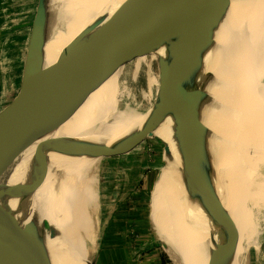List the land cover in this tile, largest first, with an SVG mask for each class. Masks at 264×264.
I'll use <instances>...</instances> for the list:
<instances>
[{
  "label": "bare ground",
  "instance_id": "1",
  "mask_svg": "<svg viewBox=\"0 0 264 264\" xmlns=\"http://www.w3.org/2000/svg\"><path fill=\"white\" fill-rule=\"evenodd\" d=\"M125 1L58 0L59 20L53 0H47V18L52 20V31L44 46V64L50 66L57 62L68 46L94 25L110 18ZM51 44L53 47L49 48ZM141 63L140 60L135 61L134 73L139 71ZM217 74L224 75L222 85L218 87L215 86ZM120 78L117 75L99 89L102 97H112L111 103L115 105L112 109L98 111L100 107L90 96L65 123L62 134L54 139L59 128L47 135L49 144L43 151L44 158H52L65 166V184L59 200L54 236L40 233L41 222L24 191H15L3 200L4 207L16 215L19 232L32 223L38 228L44 254L50 264L92 263L96 226L94 221L89 226V221L97 193L100 140L112 136L113 123L119 119L136 124L131 128L138 132L152 119L148 114L118 105L125 91L124 86L116 81ZM148 78L152 86L158 87L157 77L149 75ZM263 78L264 0H230L226 15L214 28L212 45L202 50V65L185 80L186 89L200 91L196 107L204 131L198 135L192 133L202 148L198 168L206 172L208 181L240 232L236 252L223 264H243V251L248 247V238L254 234L253 211L248 208L247 200L256 206L259 197L264 196V179L257 181L259 174L255 173L258 163L264 165ZM177 127L176 118L160 120L153 133L154 136L157 133L170 148L169 167L164 165L155 196L154 213L161 228L160 240L175 264H210L213 246H217L221 238L222 243L225 242L227 232L214 220L202 199L197 194H192V197L188 193L184 184V155L175 135ZM66 152L68 161L59 156ZM40 171L38 156L28 169L18 173L12 164L5 185L23 186L46 172L33 176ZM249 190L253 193L246 198ZM175 202L180 204L181 212L169 215ZM168 226L177 234V247ZM90 237L94 245L88 253Z\"/></svg>",
  "mask_w": 264,
  "mask_h": 264
},
{
  "label": "water",
  "instance_id": "2",
  "mask_svg": "<svg viewBox=\"0 0 264 264\" xmlns=\"http://www.w3.org/2000/svg\"><path fill=\"white\" fill-rule=\"evenodd\" d=\"M46 5L47 0L38 1L20 82L0 94V264H50L35 224L19 232L16 215L3 205L4 198L15 191L28 192L24 186L5 185L15 160L28 147L59 129L93 93L138 58L149 56L159 45L172 39L178 40L172 43L171 62L157 61L160 84L151 121L130 139L125 149L114 154L130 153L141 142L154 138L160 118L173 111L178 122L175 135L184 155V184L188 193L197 194L227 232V240L217 246L210 264L228 262L236 252L240 232L206 172L198 168L202 148L192 133L198 135L204 131L196 107L200 91L186 89L184 82L202 65V50L212 45L214 28L226 15L230 0H126L110 18L84 32L50 66L43 61L48 22ZM159 140L167 157L170 148ZM48 144L41 142L37 148L43 166L46 159L42 146ZM50 229L54 236V230ZM40 233L46 232L40 227Z\"/></svg>",
  "mask_w": 264,
  "mask_h": 264
},
{
  "label": "rangeland",
  "instance_id": "3",
  "mask_svg": "<svg viewBox=\"0 0 264 264\" xmlns=\"http://www.w3.org/2000/svg\"><path fill=\"white\" fill-rule=\"evenodd\" d=\"M53 5L56 11L60 9L58 0H53ZM58 18L59 20H61L60 13ZM2 21H4V18L0 15V80L2 81L4 79L5 81L6 79L7 83L8 80V82H12L10 81V78L14 76L10 72L8 66L15 58L18 57V54L21 64L25 63L27 26L24 24L25 20L23 15L15 14L12 15V17L6 19V21L8 22L2 23ZM51 21L52 20L49 17L46 26V38L51 35ZM177 40L178 39L168 40L159 45V47L152 51L149 56L144 55L145 57L142 56L138 58L137 60H140V62L142 63L139 71H137L136 73H134L135 63H132L123 71V73L118 74L121 76V78L120 80L116 81L119 85L124 86L125 89L124 95H122V97L120 98L121 102L120 104H118L119 106H122L124 108H131L133 110H136L137 113H145L146 115L148 114L150 116H153L155 104L157 101V91L160 84L159 66L157 61L160 59H165L171 62L172 43L176 42ZM51 47H53L52 44L49 46V48ZM149 75L158 78V87L154 85L152 86L151 80H149L148 78ZM223 76L224 75L222 74L216 75V87L222 85L221 82ZM233 76L234 74L231 75V77ZM21 78L17 79L14 85H17L20 82ZM185 83L186 81L184 82V85ZM10 89L11 88H7L3 92H7ZM91 98L94 102H96L97 106L100 107L97 108V110L100 112H106L107 110H110L113 108V106H115L114 104H112V97H102L99 90L93 93L91 95ZM175 118V113L173 111H168L160 118V120H173ZM132 125L135 126L136 124L124 121V119L117 120L115 123H113L112 136L120 134L128 128H131ZM64 127L65 123L60 127L59 131L54 136V139L59 134H62ZM158 138L159 136L156 133V136H154V138L146 139L136 150L132 151L128 155L111 160H101L96 186L97 192L99 189L100 195L99 210L98 216L94 221L95 223H98V227L96 243L94 245L95 248L91 259L92 262H95L96 264H102L101 255L102 249H104L103 238L108 226L107 213L110 209H108L109 195H111V193L113 192L114 194L116 192L113 200H119L122 195H124V197H127L128 200H131L132 198H141L145 200V205L143 206L142 212L138 210H136V212H141L143 217L147 216L145 219L150 216V221L145 220L143 224L147 226L145 234L147 233V236H154L151 229V199L153 193L155 192L157 183L159 182V174L161 169L164 168V159L166 158L164 144H162L159 140L160 138ZM46 141L47 136L34 143L33 146L28 147L15 160L13 165L17 173L24 168L28 169L30 167V165L34 161V158L38 156L37 148L39 144ZM45 147L46 145L42 146V152L45 151ZM59 156L62 159L68 161L67 152ZM228 163L229 162H227V164ZM257 165H259V167L257 166V172L255 169V173L259 174V176L256 178V180L263 181L264 165H262V163H258ZM64 170V165L61 166V164L54 161L52 158H48L46 159L45 166L41 164L40 173L33 175L34 177L39 176L44 171H46L44 172L42 177L34 179L33 181H30V183H26L23 185L24 187L28 188V192H25V194L28 199L29 205L36 212L41 222L40 227L47 233V235L51 234L50 227L54 230L58 218L59 200L61 197L62 188H64L65 184ZM34 184H36L35 187H33ZM31 187H33V189H30ZM115 187L116 189H114ZM252 193L253 192H251V190L247 191L245 197H251ZM261 200L264 201V196L259 197V201H257L256 206L253 205L250 200H247L248 208L253 211L254 234L248 238V243H246L248 247L243 251L241 260L243 261V264H264V203ZM131 207L133 206L130 205L129 208ZM128 214L132 216V214H130L129 212ZM133 214L135 213L133 212ZM152 226H154L153 223ZM130 229H132V231ZM140 229L141 227L136 228L133 226L129 228V230L131 231L129 234L127 233L128 237L130 236V238L127 239L129 243H127V245L123 247V253L125 255V257L123 258L124 264H127L132 260H140L144 255L138 248L137 250L139 251L136 253V247H141L142 242H144L145 240L143 234L135 232V230ZM118 237L120 238V235H118ZM219 241L216 243L217 246L222 243V238L219 239ZM124 243V241H121V246L122 244L124 246ZM217 246H213L214 248H212L210 252V260L213 256L214 251L217 249ZM160 252L163 253V249L159 248L157 253L159 254ZM167 256L171 263L175 264L174 260L171 259L168 254Z\"/></svg>",
  "mask_w": 264,
  "mask_h": 264
},
{
  "label": "crops",
  "instance_id": "4",
  "mask_svg": "<svg viewBox=\"0 0 264 264\" xmlns=\"http://www.w3.org/2000/svg\"><path fill=\"white\" fill-rule=\"evenodd\" d=\"M37 3H38L37 0H0V13H1L0 15L3 16L4 18V21H2V23L8 22L6 21V19L12 17V15H15V14L24 16V20H25L24 24L27 26L26 28V31H27L26 33L27 34L26 53H27V48H28V43H29V38L31 34L34 17L36 14V9L38 6ZM59 13L60 12L58 10V16H59ZM25 58H26V54H25ZM23 65L24 64H21L20 57L18 54V57L15 58L12 61V63L8 66L10 69V72L14 75L10 78V81L12 82H8L9 81L8 80L6 83V79L5 81L4 79L2 81L0 80V94L3 93L5 89L7 88L13 89L16 86L14 85L15 82L17 81V79H20L22 77ZM137 133L139 132L135 131L133 128H128L127 130L121 132L120 134H116L111 137H102L100 140L102 141V145L100 147V153H101L100 162L103 159L111 160V159L123 157L125 155L130 154L132 151L136 150L143 142H141L138 146H136L130 153L128 152V153L119 154V155L114 154L116 151H121L125 149L128 146L130 139ZM165 166L169 167L168 156L165 158ZM164 168H162L160 171L159 182H160ZM159 182L157 183L155 192L153 193V196L151 199V221L154 226H152L151 222L150 223H151V229L154 234L153 237L151 235L147 236V233L145 234V230L147 229L146 228L147 226L143 223L145 222V220L150 221V216L147 219H145L147 216L143 217L141 213L143 206L145 205L144 199L132 198L131 200H128L127 197H124V195H122L119 200H113L114 196L116 195V192L115 194L113 192L111 193V195H109L108 209L109 208L110 209L108 210V213H107L108 214L107 215L108 226L106 228V231L104 233V238H103L104 249H102V255H101L102 264H124L123 258L125 257V255L123 253L124 252L123 247H125L127 243H129L127 239L130 238V236L128 237L127 233L129 234L132 231V229H130L131 231L129 230L131 226L136 227V228L141 227L140 230H135V232L143 234L145 237V240L144 242H142L141 247L139 246L136 247V253L139 251L137 250L138 248L140 249V251H142L144 255L142 259L132 260L128 262L127 264H172L171 261L168 259L167 250H165L162 247V243L160 241L161 228L159 224L157 223L155 213H154L155 196H156V191H157ZM98 187H99V182H98ZM114 189H116V187ZM96 197H97V203H96ZM99 199H100V195H99V189H98V192L96 193V196H95L93 206L91 208L89 226H91L92 224L91 222L95 221L96 217L98 216ZM130 205L133 207L129 208ZM136 210L141 211V212L137 213ZM128 212L132 214V216L129 215ZM133 212L135 214H133ZM179 212H181V206L178 202H175L173 207L170 209V212L168 213L169 215H174ZM97 221H98V218H97ZM97 224L98 223H95L96 238H97V227H98ZM168 230H169L170 236H172V240L175 246L177 247V234L174 228H172L171 226H168ZM118 235H120V238L118 237ZM121 241L125 242L124 246L123 244L121 246ZM93 245H94V240L92 237H90L88 239L87 250H86L88 253L91 252V250L93 249ZM159 248L163 249V253L162 252H160L159 254L157 253ZM164 256L167 257L166 260H164Z\"/></svg>",
  "mask_w": 264,
  "mask_h": 264
},
{
  "label": "trees",
  "instance_id": "5",
  "mask_svg": "<svg viewBox=\"0 0 264 264\" xmlns=\"http://www.w3.org/2000/svg\"><path fill=\"white\" fill-rule=\"evenodd\" d=\"M166 259H167V257L164 256V260H166Z\"/></svg>",
  "mask_w": 264,
  "mask_h": 264
}]
</instances>
